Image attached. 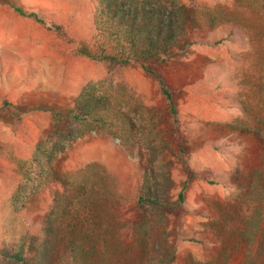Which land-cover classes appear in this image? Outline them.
<instances>
[{
    "label": "rangeland",
    "instance_id": "rangeland-1",
    "mask_svg": "<svg viewBox=\"0 0 264 264\" xmlns=\"http://www.w3.org/2000/svg\"><path fill=\"white\" fill-rule=\"evenodd\" d=\"M195 1V43L154 65L174 120L151 75L78 56L51 27L85 40L94 0H0V246L27 256L0 264H264V0ZM83 90L112 125L73 126L56 150ZM37 144L50 171L26 183Z\"/></svg>",
    "mask_w": 264,
    "mask_h": 264
},
{
    "label": "trees",
    "instance_id": "trees-1",
    "mask_svg": "<svg viewBox=\"0 0 264 264\" xmlns=\"http://www.w3.org/2000/svg\"><path fill=\"white\" fill-rule=\"evenodd\" d=\"M4 3L9 4L7 1ZM196 8L195 0H188V3L180 0H94L92 32L85 40L72 41L61 24L51 22V27L64 40L74 44L73 52L78 56L102 62L110 68L137 66L151 75L160 95L166 101L169 113L177 120L176 102L172 91L163 76L154 69V65L163 64L173 56L182 54L195 43V40H187L185 36L192 37L191 33L197 26L191 17ZM15 11L27 14L40 23L44 22L34 12L25 13L18 7ZM206 13L203 12L204 20ZM181 36L185 38L184 43L178 41ZM81 97L84 99L80 100ZM101 107H104L102 111ZM106 111L105 105H101L92 93L81 91L68 113V119H58L61 125L56 124L55 134L63 144L58 145L56 150L63 149L79 134V130L73 131V126L83 128L88 122L107 123L111 126L112 120ZM52 153L41 149L39 144L36 145L30 158L22 165V175L26 183L36 182L43 178L42 173L50 171L48 162L49 154ZM43 158L46 160L43 161ZM186 184L187 180L178 195L179 201ZM145 199L152 201L148 196ZM138 201L142 203L144 197H140ZM68 221L71 224L68 237L73 242L79 236V229L74 227L80 224V219L71 216ZM23 249L22 245L3 242L0 246V262L27 263Z\"/></svg>",
    "mask_w": 264,
    "mask_h": 264
}]
</instances>
